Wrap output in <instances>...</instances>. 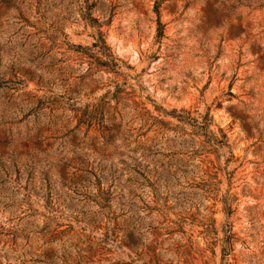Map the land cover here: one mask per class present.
<instances>
[{"label": "rangeland", "instance_id": "rangeland-1", "mask_svg": "<svg viewBox=\"0 0 264 264\" xmlns=\"http://www.w3.org/2000/svg\"><path fill=\"white\" fill-rule=\"evenodd\" d=\"M0 264H264V0H0Z\"/></svg>", "mask_w": 264, "mask_h": 264}, {"label": "trees", "instance_id": "trees-1", "mask_svg": "<svg viewBox=\"0 0 264 264\" xmlns=\"http://www.w3.org/2000/svg\"><path fill=\"white\" fill-rule=\"evenodd\" d=\"M160 25H162V24L160 23Z\"/></svg>", "mask_w": 264, "mask_h": 264}]
</instances>
